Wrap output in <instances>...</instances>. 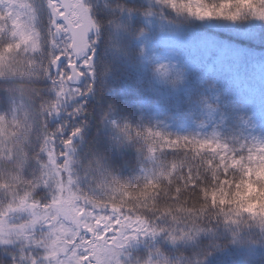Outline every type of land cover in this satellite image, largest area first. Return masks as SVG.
<instances>
[{"label":"snow or ice","instance_id":"1","mask_svg":"<svg viewBox=\"0 0 264 264\" xmlns=\"http://www.w3.org/2000/svg\"><path fill=\"white\" fill-rule=\"evenodd\" d=\"M45 3L50 13L49 43L56 44L58 35H63V41L57 53L39 65L41 75L52 80L55 98L40 106L41 130L30 154L26 147L32 122L27 112L0 114V193L6 198L0 202V244L20 241L19 255L12 257L11 264H131L126 250L133 241L146 238L176 243L200 237L211 238L200 249L207 264H212L209 258L214 252L225 251L231 254V264H264V204L249 208L238 197L248 183L264 191V180L253 179L264 168V145L237 152L218 141L171 138L125 123L120 131L129 141L142 140L149 158L172 153L177 159L170 163L157 160L156 169L137 177L134 184L112 177L97 185L106 191L104 197L76 184L73 138L81 127L74 126L65 137L63 124L49 130L43 121L58 115L72 95H86L69 85L95 71L88 52L95 43L91 33L99 28L83 0ZM164 3L197 19L236 21L251 16L264 20V0L251 4L241 0ZM33 17L29 0H0V77L31 74L35 64L31 54L40 46ZM61 57L67 59L66 68L56 72L57 62L63 63ZM26 161L35 162L38 175L32 180L22 174ZM88 167L107 174L102 157H94ZM40 186L48 189L50 199L33 198ZM34 249L40 252L33 255ZM144 264L169 261L155 248Z\"/></svg>","mask_w":264,"mask_h":264},{"label":"trees","instance_id":"2","mask_svg":"<svg viewBox=\"0 0 264 264\" xmlns=\"http://www.w3.org/2000/svg\"><path fill=\"white\" fill-rule=\"evenodd\" d=\"M29 2L36 15L35 29L40 36V48L31 54L35 64L30 75L0 77V114L27 112L32 122V133L26 147L30 154L41 130L40 106L55 98L52 80L41 75L39 65L57 53L63 36L55 38L59 45L50 44V13L45 0ZM241 2L251 4L252 0ZM89 4V15L99 28L98 32L91 33L95 40L92 44L95 71L92 75L85 73L69 85L86 92V95H72L58 115L43 121L49 130L63 124L65 137L74 126L81 127V132L73 138L76 163L72 165V175L82 190L104 197L106 191L97 185L108 182L112 177L122 183L134 184L137 177L149 171L153 158H149L142 140L125 138L120 131L125 123L141 131L152 129L171 138L201 139L196 133L178 132L174 128L184 117L200 120L206 106L212 105L223 120L230 148L239 152L242 148L256 145L244 123L251 116L252 109L260 119H264V89L256 84L246 94L242 85L237 84L233 66L236 63L237 69L255 70L260 67L264 70V20L249 16L236 21L216 17L201 21L194 18L195 22H191L179 17L171 7L149 0H89ZM151 20L169 29L174 28L181 40L207 41L210 56L220 57L222 63L234 64L230 68L220 66L218 69L214 60H207L213 67L211 70L195 65L181 80L170 76L172 85L159 83L141 45L142 37L151 34ZM76 59L80 61L79 57ZM65 60L66 65V57ZM96 156L103 158L107 174L102 175L88 167L89 161ZM176 159L175 154L161 153L154 160L156 163L157 160L170 163ZM22 174L26 180L34 179L38 175L35 162L26 161ZM253 179L264 180V171L258 169ZM32 195L34 199L43 200L50 199L51 193L40 186ZM238 197L247 202L249 208L256 207L257 203L264 204V191L255 184H245ZM5 199V195L0 193V202ZM210 242L209 237L176 243L145 238L127 259L131 264H144L149 254L159 248L169 264H207L200 249ZM216 242L222 241L217 239ZM13 256V248L0 245V264H11ZM231 258V254L225 251L223 254L214 252L209 259L212 264H231Z\"/></svg>","mask_w":264,"mask_h":264},{"label":"rangeland","instance_id":"3","mask_svg":"<svg viewBox=\"0 0 264 264\" xmlns=\"http://www.w3.org/2000/svg\"><path fill=\"white\" fill-rule=\"evenodd\" d=\"M150 2H161L163 4L164 0H149ZM85 5L90 8L89 0H83ZM170 7V6H169ZM178 16L195 22L194 17L188 16L186 13H178ZM202 19H200L201 21ZM36 15L32 20V25L35 29ZM36 30V29H35ZM150 31L151 34L145 35L141 39V45L145 54L146 61L154 68L157 74V81L164 85H172L169 82V77L173 76L181 80V78L186 77L187 71L192 69L195 65L199 67H208L211 70L213 67L209 64L208 61L214 60L216 65L219 67L230 68L233 64L227 62L222 63L220 57L210 56L208 50L207 41L200 40L197 43H194L192 40H181L176 33L175 29H169L168 27L163 26L158 23L156 20H151L150 22ZM63 36V35H62ZM56 46L59 45V42H56ZM40 48V46H39ZM187 48L190 49L187 51ZM198 48L199 50H196ZM93 47L89 49L88 54L92 55ZM39 49L37 50V52ZM210 57V60L208 59ZM82 60V56L79 57ZM208 60V61H207ZM61 68H66L65 57H61ZM93 61V57H92ZM234 77L237 81V84H241L242 88L248 94V89L255 87L256 84L261 86L264 89V70L258 67L255 70L250 68L237 69V64L233 66ZM114 96V93L111 94ZM179 123L174 130L178 132H190L196 133L200 140H211L218 141L223 144H227L225 133H224V124L223 120L215 108V106L208 105L204 109V112L201 115L200 120H193L183 118L179 120ZM245 127H249V132L251 136L255 139L256 145H264V119H260L258 114L255 112V109H252V114L244 123ZM157 163L154 159L150 160L149 171H154L157 167ZM264 171V168H261ZM25 218V214H21V219ZM4 247H10L14 249V256H18L20 252V241H13L9 244H0ZM140 247V240L133 241L130 243L126 250V258H129L131 253L134 252V249ZM39 249L33 250V255L38 254Z\"/></svg>","mask_w":264,"mask_h":264},{"label":"water","instance_id":"4","mask_svg":"<svg viewBox=\"0 0 264 264\" xmlns=\"http://www.w3.org/2000/svg\"><path fill=\"white\" fill-rule=\"evenodd\" d=\"M59 66V63L57 62V66L56 67H58ZM55 70H57V68H55Z\"/></svg>","mask_w":264,"mask_h":264}]
</instances>
